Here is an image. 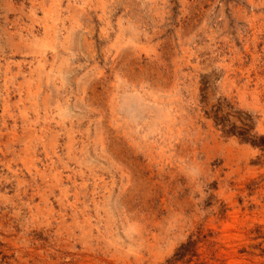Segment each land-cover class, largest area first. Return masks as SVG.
Masks as SVG:
<instances>
[{
    "label": "rangeland",
    "instance_id": "rangeland-1",
    "mask_svg": "<svg viewBox=\"0 0 264 264\" xmlns=\"http://www.w3.org/2000/svg\"><path fill=\"white\" fill-rule=\"evenodd\" d=\"M218 108L264 137V0H0V264H264Z\"/></svg>",
    "mask_w": 264,
    "mask_h": 264
},
{
    "label": "trees",
    "instance_id": "trees-1",
    "mask_svg": "<svg viewBox=\"0 0 264 264\" xmlns=\"http://www.w3.org/2000/svg\"><path fill=\"white\" fill-rule=\"evenodd\" d=\"M222 109L218 108L217 110H211L212 114H209L216 126L225 136H238L242 141L251 144L252 146H264V137L259 136L254 132V126L252 123V117L249 114H245L246 118L243 122L242 127H237L235 124L227 122L226 117L220 115ZM188 243L183 244L175 253L174 257L176 260H181L186 254V247Z\"/></svg>",
    "mask_w": 264,
    "mask_h": 264
}]
</instances>
